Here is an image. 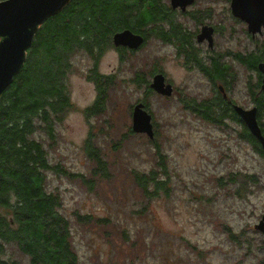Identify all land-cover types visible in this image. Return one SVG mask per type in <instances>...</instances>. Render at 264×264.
I'll return each mask as SVG.
<instances>
[{"label":"rangeland","instance_id":"374dc122","mask_svg":"<svg viewBox=\"0 0 264 264\" xmlns=\"http://www.w3.org/2000/svg\"><path fill=\"white\" fill-rule=\"evenodd\" d=\"M199 4L209 5L208 19L222 27L218 52L262 47L263 37L252 41L246 24L232 16L229 0ZM184 20L179 14L174 22L193 25ZM144 34L146 44L127 49L123 61L115 45L99 56V72L117 76L103 95L104 107L93 113L87 109L98 98L89 76L94 60L84 52L73 57V106L56 127L49 157L57 168L46 173V186L60 200L78 263L264 264V234L255 228L264 214V157L242 137L241 124L232 117L213 123L186 108L191 99H212L218 82L214 86L202 71H188L170 39ZM221 61L230 69L236 63L231 57ZM156 72L173 83L174 96L150 90ZM136 73L143 74L144 83L136 81ZM259 74L242 66L229 72L228 93L234 103L256 105ZM139 101L153 116L154 139L132 132V110ZM89 137L107 159L105 172L89 157ZM157 152L165 158L170 190L168 196L161 192L148 200L134 171L159 169ZM1 258L29 264L13 243H6Z\"/></svg>","mask_w":264,"mask_h":264},{"label":"trees","instance_id":"16d2710c","mask_svg":"<svg viewBox=\"0 0 264 264\" xmlns=\"http://www.w3.org/2000/svg\"><path fill=\"white\" fill-rule=\"evenodd\" d=\"M171 12L166 0H71L39 27L23 68L0 98V264H19L1 258L6 243H13L26 255L29 264H79L71 246L68 221L60 213V200L46 186V173L57 168L49 157V149L57 140L56 127L73 106L69 87L73 57L84 52L94 60V71L89 76L96 82L98 98L87 112L98 111L104 107L103 95L117 76L95 70L99 56L116 48L113 35L131 29L136 33H154L166 40ZM262 56L254 57L255 69ZM124 57L120 56V61ZM218 67L219 71L205 72L210 74L214 86L218 82L228 87V66L222 62ZM258 72L262 78L261 71ZM144 80L143 74L136 73L138 83ZM255 86H260L254 102L264 134L261 80ZM199 104L197 111L213 123H221L226 114L240 123L242 137L264 157L260 142L243 119L235 110L225 112L229 108L223 99L216 110L204 101ZM92 141L89 137L86 142L89 157L105 172L107 159ZM159 152V169L134 171L137 185L148 200L159 197L161 192L169 195L167 164Z\"/></svg>","mask_w":264,"mask_h":264},{"label":"water","instance_id":"95a60500","mask_svg":"<svg viewBox=\"0 0 264 264\" xmlns=\"http://www.w3.org/2000/svg\"><path fill=\"white\" fill-rule=\"evenodd\" d=\"M71 0H0V98L11 86L16 75L23 68L28 50L34 42L39 27L53 15L60 12ZM173 8L185 7L194 0H171ZM233 15L248 23V29L253 34L261 32L264 26V0H232ZM145 37L123 29L113 35L116 47L127 46L137 49L143 45ZM262 78L261 89L264 90V63L260 64ZM157 93L171 96L173 86L166 83L163 73L153 77L150 85ZM222 88V86H221ZM235 112L243 119L251 134L255 136L264 151V134L258 120V107L244 108L236 104ZM132 130L145 133L151 139L155 138L152 114L145 109L143 103L133 109ZM255 228L264 234V214Z\"/></svg>","mask_w":264,"mask_h":264},{"label":"flooded vegetation","instance_id":"af4514ba","mask_svg":"<svg viewBox=\"0 0 264 264\" xmlns=\"http://www.w3.org/2000/svg\"><path fill=\"white\" fill-rule=\"evenodd\" d=\"M199 1L200 0H194V2L192 4L187 5L185 9H183L182 7L173 8L170 2V9L172 12L170 14L169 22H168V27H169L167 30L168 39H170V44H172L173 48H175V50L177 51V56L179 57V59L183 58L182 63L184 64L185 67H187V70L188 71H202L204 74H206L205 71H207L208 73L209 71L210 73H212L213 71H219L218 66L221 67V63H222L221 58L231 57L232 60L236 63L234 64L232 69H230L231 65L229 66L227 65L228 66L227 71H233V69L237 70L239 66H242L243 68H245L246 71L247 70L248 71H255V70L262 71L259 66L260 64L264 63V56H262V59H261L262 61L258 63V65L256 66V69L253 66V59L256 55H264V26H262L261 32H257L253 34L248 29V23L244 22V20H242L241 18L236 17L235 15H232L236 19V21L238 20V22L241 21L246 24L247 34L249 35V38L252 41H259L256 39L263 37V40L261 41L263 42L262 47L257 46L255 49H252V50L246 49V51L229 50V51H226L225 53L218 52L217 51L218 36L219 34H221L219 29H221L222 27L218 25L216 26L212 19H208L212 17L210 13L212 8L207 4H199ZM229 1L231 5L232 0H229ZM200 5L204 8V10H200L201 9ZM179 14L182 17H185L184 21H187V22L189 20L193 21L192 22L193 25L191 26H189V24L185 25V23H182V22L175 23L174 21L176 20V15H179ZM140 34H142L145 37V41L143 43V45H145L147 42V37L143 33H140ZM143 45H141L137 49H140ZM117 48L122 50V51L120 50L121 52L119 51V57L124 56L127 53V49L131 51L137 50V49H131L127 46H118ZM124 51H126V53ZM93 69L94 68H92L91 71H94ZM95 70L99 71L98 67ZM158 73L160 72H156L153 75V77ZM208 76L211 78L210 74H208ZM152 81L149 84V88L151 91L153 90L154 92H156L150 86ZM166 83L167 84L170 83L173 86L172 95L166 96V97L174 96L176 89L173 83H171L170 80H167V78H166ZM222 99L224 100L225 105L226 106L228 105V108H229V110L225 112L228 114L232 113L231 108L232 110H234V106L236 105V103H234L231 100L230 92L228 93V87H226L225 85L223 86L219 84L218 92L213 96L212 99L208 100L205 103H207V105L210 106V109H213L215 108V106L221 105ZM189 101L193 102L194 106L191 107L189 104H186V108L191 109L194 112H197L201 116V114L197 111V108L200 107V104L197 103L194 99H191ZM189 101H187V103ZM139 103H143L145 106V109L149 111L147 109V104L145 102L139 101L135 105ZM135 105L133 106V109ZM132 117H133V110H132ZM225 117H230V116L226 114ZM132 132L134 131L132 130Z\"/></svg>","mask_w":264,"mask_h":264}]
</instances>
